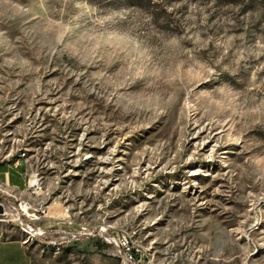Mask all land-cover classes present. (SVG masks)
<instances>
[{
    "label": "rangeland",
    "instance_id": "rangeland-1",
    "mask_svg": "<svg viewBox=\"0 0 264 264\" xmlns=\"http://www.w3.org/2000/svg\"><path fill=\"white\" fill-rule=\"evenodd\" d=\"M18 158L43 226L128 235L141 264H264V0H0ZM31 236L33 264H122Z\"/></svg>",
    "mask_w": 264,
    "mask_h": 264
},
{
    "label": "built area",
    "instance_id": "built-area-1",
    "mask_svg": "<svg viewBox=\"0 0 264 264\" xmlns=\"http://www.w3.org/2000/svg\"><path fill=\"white\" fill-rule=\"evenodd\" d=\"M27 185V190H32L34 195L42 191V186L37 180L33 183L29 180ZM10 195L17 203L7 205L4 202H0V206L3 209V212L0 213V220H3V222L24 224L32 229L36 235L48 239V241L62 242V244L77 242L82 237L89 235L98 237L103 244L117 251L122 264H141L128 235L109 233L104 227L97 229L95 232L85 225L75 228L71 222L65 228L43 226L42 222L47 217L46 211L35 207L31 202L21 201L12 194Z\"/></svg>",
    "mask_w": 264,
    "mask_h": 264
},
{
    "label": "crops",
    "instance_id": "crops-1",
    "mask_svg": "<svg viewBox=\"0 0 264 264\" xmlns=\"http://www.w3.org/2000/svg\"><path fill=\"white\" fill-rule=\"evenodd\" d=\"M27 183L24 159L0 162V192L18 198L27 191ZM23 231L22 226L0 223V264H33Z\"/></svg>",
    "mask_w": 264,
    "mask_h": 264
},
{
    "label": "bare ground",
    "instance_id": "bare-ground-1",
    "mask_svg": "<svg viewBox=\"0 0 264 264\" xmlns=\"http://www.w3.org/2000/svg\"><path fill=\"white\" fill-rule=\"evenodd\" d=\"M35 181V180H34ZM34 181H32V183L34 182ZM29 191V194H31V195H34L33 194V191L32 190H28ZM38 195V194H37ZM26 202H30V201H26ZM0 223H4V224H6L5 222H3V220H0ZM13 224H16V225H19V226H22V227H25L27 230H28V233L30 234L26 239H24V244H26L27 245V243L29 242V240L32 238V234L34 235V236H39V235H36V233L34 232V231H32V229H30V228H28L27 226H25L24 224H19V223H13ZM25 231V230H24ZM23 231V232H24ZM41 237V236H40ZM51 243H54V244H56L57 243V241H50ZM57 245V244H56Z\"/></svg>",
    "mask_w": 264,
    "mask_h": 264
},
{
    "label": "water",
    "instance_id": "water-1",
    "mask_svg": "<svg viewBox=\"0 0 264 264\" xmlns=\"http://www.w3.org/2000/svg\"><path fill=\"white\" fill-rule=\"evenodd\" d=\"M3 212V209H2V207L0 206V213H2Z\"/></svg>",
    "mask_w": 264,
    "mask_h": 264
}]
</instances>
